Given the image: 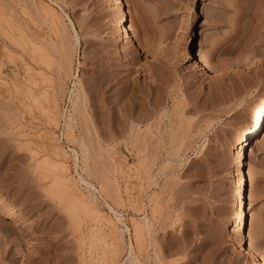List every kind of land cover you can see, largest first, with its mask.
<instances>
[{
	"label": "rangeland",
	"instance_id": "obj_1",
	"mask_svg": "<svg viewBox=\"0 0 264 264\" xmlns=\"http://www.w3.org/2000/svg\"><path fill=\"white\" fill-rule=\"evenodd\" d=\"M48 2L0 0V199L30 223L24 228L0 212V264H92L88 229L101 226L111 238L103 221L84 218L79 228L71 221L56 171L43 164L53 147L65 154L76 193L117 227L118 252L100 264L127 263L128 243L138 249L132 219L144 215L150 228L135 252L143 264H264V119L245 146L252 170L245 236L263 256L247 251L234 227L239 168L232 160L238 131L264 94V0H58L78 35L74 50L69 43L68 76L57 74V65L59 52L74 42L72 28ZM48 4L62 19L56 28L42 15ZM122 11L134 37L125 45L116 31ZM196 29L214 71L189 57ZM19 34L46 47L31 50ZM24 61L35 73L36 101L24 91ZM77 78L83 109L73 134H64L80 159L79 141L87 146L91 168L81 172L57 139L62 103ZM44 90L53 93L50 123L38 97ZM124 97L133 107L126 108ZM149 195L159 203L153 212ZM104 201L119 211L121 223Z\"/></svg>",
	"mask_w": 264,
	"mask_h": 264
},
{
	"label": "bare ground",
	"instance_id": "obj_2",
	"mask_svg": "<svg viewBox=\"0 0 264 264\" xmlns=\"http://www.w3.org/2000/svg\"><path fill=\"white\" fill-rule=\"evenodd\" d=\"M47 2L50 3L53 7H58L64 13V15H66V17L68 18V21H69L68 23H70L71 28H72L71 30L73 32V36L72 37H73V41L74 42H68V44L69 43H71V44L73 43L72 48H71V44H69L70 46L69 45L67 46V48H66L64 53L63 52H59V53H61L60 54L61 60H60V62L57 65L58 66L57 74L58 73L60 74L61 72H64V75L67 74V76H68V71H69V66H70L68 64H69V60H70L72 52H73L72 50H74L76 48L75 46L78 44V35H77L76 30H75V28H74V26L72 24V21L70 20L68 15L64 12L63 8L58 3V0H47ZM36 7H38V6H36ZM45 7H47V6H45ZM40 9H39V11H40ZM36 11H38V10H36ZM39 14H40V12H39ZM58 14L59 13H57V11L55 12L54 8H50L49 4H48V9L44 10L42 12V15L44 16L45 21L47 20L50 23H52L53 28H56V26L58 25V24H56V22H59L60 20H62V19H60L61 17ZM43 16H41L42 21L44 20ZM50 23H48V24H50ZM126 23H127V18L125 17L124 12L122 11L121 12V17H120V19L118 20V22L116 24V31H117V33L119 35L118 40L120 42H122V45L128 44L132 39H134L133 35H131L129 33V31L127 30ZM52 25L50 27H52ZM63 26H64V28L62 30L64 31V29L66 30L65 24ZM65 32L67 33V30ZM20 35L21 34H19L18 38L20 40H23L22 42L30 44V46H31L30 49L31 50L37 48L39 50V52H40L42 47L43 48L46 47V46L44 47L43 44H41L42 46L40 47L39 46L40 44L34 43L31 40L30 41L29 40L28 41H24V39H22L20 37ZM202 35H203V31L201 29H198V31L196 29V30H194L192 32L191 37H190V41H191V45L190 46L192 47V49H191L192 53L189 55V57L194 58L195 64H196L197 67H200V69H202V70L211 72V71L215 70V67H214L213 64H211L209 62L207 56L203 52L204 46H203V41H202ZM71 41H72V39H71ZM54 44H55V42H54ZM54 44L52 43V47L53 48L55 47V46H53ZM59 44L57 43L56 45L58 46ZM36 45H37V47H36ZM137 45L139 47L138 43H137ZM38 46H39V48H38ZM43 51H45V49ZM43 53L45 54V52H43ZM44 56H46V55H44ZM41 57H43L42 54H41ZM41 60H43V58ZM23 63L24 64H22V65H24V66H22V67H23L24 76H25V78L23 77L24 82H25V84H24L25 89L24 88L23 89H24V91L26 93L31 94L33 92V91L31 92L32 86L33 85L35 86V84H37V81H36L35 77L33 76L35 73L33 74V71H32L33 69L31 68V66H30V64L28 62L24 61ZM34 72H35V70H34ZM36 73H39V72L36 71ZM72 76H74V75H72ZM75 77H76V75H75ZM61 81L59 80V84H61V86L63 87L65 85V82L63 81L64 82V84H63ZM56 83H57V85H59L58 82H56ZM59 88H60V86L58 87V89ZM65 88H63V91H64ZM46 90H44L43 92L41 91L39 93L40 95L38 97H43L41 99H43L44 103H46L45 105H42L43 106L42 109L45 110L46 119L48 118L47 120H49V123H50L55 118L53 116L55 114L54 111H53L54 114L51 111L53 109L52 106H53V102L54 101L51 100V99H53V96H52L53 93L51 92V90H50L51 94H48ZM68 90H69V92H68L66 100L70 103V107L67 108V109L66 108L65 109L62 108V110H61L62 111L61 117L63 119L62 133L64 134V131H65L67 134L72 135L73 134V128L72 127H74V124L76 123V115H77L76 112L79 115V113H80L79 111H81L83 109V106L81 105V101H80L81 100L80 98L82 96L81 95L82 86H81V83H80V79L77 78V81H73L72 82V87L70 89H68ZM120 94H121V92H120ZM120 94H118V97L120 96ZM122 94H123V96H125L126 92H124V93L122 92ZM127 94H129V93L127 92ZM127 94H126L125 97H127ZM49 95H50V97H49ZM30 96H32L35 101L37 100L36 99L37 96H35V94L32 93V95H30ZM125 97H124V99H125ZM128 97H131V95L128 96ZM121 98H123V97H121ZM128 100L131 101L132 98L131 99L128 98ZM123 101L127 105H128V103L130 104L129 101H128V103L126 102L127 101L126 99L123 100ZM117 102H118V98H117ZM131 103H133V102H131ZM126 104H124V105H126ZM127 105H126L127 109L129 107H133V106H129V105L127 106ZM130 105H133V104H130ZM80 107H82V109H80ZM45 113H44V115H45ZM263 119H264V94L262 95L261 99L259 100V103L256 105V107L253 110V112L247 118L246 123L244 124V126L238 131V139H240V143L236 146L237 149H235V151L232 154V160H233L234 164L239 168V174H238V178H237V181H236L237 183H236V187H235V195L237 196L236 208L235 209H236V212L238 213V215H237L234 227L236 229L237 235L246 244V250L251 252V253H258L260 256H263L262 252H260L255 247V245H254L252 240H248L246 238V236H245V224H246V219H247V215H248L247 214V207H246V200H247V197H246V186H247V177L251 176V173H252V170L250 168H248V167L246 168L245 146L247 145V141L249 139H251V136L253 134L257 133V131L260 129V127H261V125L263 123ZM102 133H103V135H110V131L108 129L103 130ZM248 133H250V134L247 137ZM64 137L66 138L65 134H64ZM66 140H67V138H66ZM79 144H80L79 147L81 149V153H82V157L83 158L81 157V159H82L81 160L79 158L80 157L79 153L75 149H72L73 150V155H74V158H73L74 165H75V167L77 169L80 167L79 168L80 172H81V169L89 171V169L91 168V166H89V165H91V164H89V162H90V161H88L89 158L87 160V155H86L87 152H88L87 151V146L82 140L79 141ZM58 151L59 150L56 147H53L50 152H52L53 156H55L54 157L55 159L48 161L49 158L53 157V156H51L48 159L44 158L45 160L44 161L41 160V161L44 162L43 163L44 165H46V164L50 165L52 168L55 169V171H56L55 174L57 176L56 179H58L57 180V184H58V186H60V191H61L62 197L66 201V204H67L68 201L69 202L71 201L70 203L68 202V205L70 204V207L72 209L70 208V209H68V211L71 210L70 211V219L77 226V228H79L80 223H81V221L84 218H90L94 223L97 222V224H99L98 222L103 221L102 223H104L105 225H107L109 227V228L107 227L108 228L107 230H108V232L110 230V232H109V234H111V238L110 239H105L104 234L101 233V231H102L101 228L102 227L99 226V225L98 226L100 228H98V227L96 228V227H94L95 226L94 225L93 227L91 226L88 229L89 230V237H88L89 242H88L87 247L89 249L88 248L87 249H88V252H90L89 253L90 254L89 255L90 256L89 257V261L92 264L104 263L105 261L110 259L111 256L113 257V254L114 255L117 254V253L115 254V252H116L117 248L119 249V245H121V242H120L119 245H118V242H116V239L118 238V237L117 238L115 237V233H117V230H116L117 227L115 226V223H114L113 219L109 218L107 216V214L105 216L102 210H99V208L95 207V204L92 202L93 200L90 201L87 197L85 198L83 194L76 193L75 189H77L76 188L77 186H76V184L74 185V180H73L75 178L72 179L71 175H69L67 164H65L66 163L64 161L65 159L62 157L65 154L62 155V153H59ZM60 154L62 156H60ZM79 159L82 162L81 165L79 164V161H80ZM91 171H92V169H91ZM75 172L78 174V178H79L80 181L85 183L87 186H90L93 189L95 188V189L98 190V188H96L91 181L85 179L82 176L83 175L82 173H81L82 174L81 175L78 172V170H76ZM85 172H87V171H85ZM89 173H90V175L92 174L91 172H89ZM146 174H145V176H147V180H148V178H150V174H148V172ZM87 175H89V174H87ZM151 179L152 178H150V181H151ZM101 185H102V183L100 184V186ZM154 194H153V196H155ZM156 196H157V194H156ZM155 198L156 197H150V195H149V200H151V204H152V206H150L152 212L156 210L157 206H159L158 205L159 203H156V201H155L156 199ZM104 202H105V205L110 210V212H112L114 214L115 219L120 222L121 215L118 213L119 211H117L109 202H107V201H104ZM0 212L4 213L12 221L20 222L22 224V227H24V228H27V227L30 226V223L28 221L23 220L17 211L12 210L11 208H9L7 206V204L5 202H3L1 199H0ZM132 220H133L132 221V226H133L132 229H133L134 234H135V238L134 239L136 240V245H137V248H138L137 249L138 252H137V250L134 251L132 242L128 243V247L129 248H128V254H127V263L126 262L125 263L126 264H141L142 262L140 261L138 254H136L135 252L140 253L142 245H143L142 238H143L144 231H146V230H148L150 228V224H149L148 217L146 215L142 216L140 219H132ZM100 224H101V222H100ZM104 224H103V226L105 227ZM125 228L129 229V227L127 225L125 226ZM119 231H120V233L118 232L119 233V239H122L123 235H121V232H123V228H120ZM119 239L117 241H119ZM120 241H122V240H120ZM117 252H118V250H117ZM113 260H114V258H113ZM113 260L110 259V262H113ZM100 261H104V262H100Z\"/></svg>",
	"mask_w": 264,
	"mask_h": 264
},
{
	"label": "built area",
	"instance_id": "obj_3",
	"mask_svg": "<svg viewBox=\"0 0 264 264\" xmlns=\"http://www.w3.org/2000/svg\"><path fill=\"white\" fill-rule=\"evenodd\" d=\"M62 108L63 109H67L69 108V102L68 101H65L62 103ZM57 139L58 141L60 142V144H62L67 151L71 152V154H73V148L71 147V145L69 143H67V140L66 138L64 137V134L62 133V127L60 129V132L57 134Z\"/></svg>",
	"mask_w": 264,
	"mask_h": 264
}]
</instances>
